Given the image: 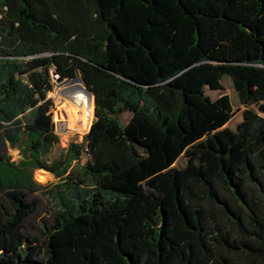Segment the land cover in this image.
I'll return each instance as SVG.
<instances>
[{
  "label": "trees",
  "instance_id": "obj_1",
  "mask_svg": "<svg viewBox=\"0 0 264 264\" xmlns=\"http://www.w3.org/2000/svg\"><path fill=\"white\" fill-rule=\"evenodd\" d=\"M53 70L81 78L93 121L49 161ZM223 73L242 104L261 96L242 148L177 168L225 107L205 93ZM0 141L26 152L0 156V264H264V0H0ZM28 191L54 207L42 247L20 232Z\"/></svg>",
  "mask_w": 264,
  "mask_h": 264
},
{
  "label": "rangeland",
  "instance_id": "obj_2",
  "mask_svg": "<svg viewBox=\"0 0 264 264\" xmlns=\"http://www.w3.org/2000/svg\"><path fill=\"white\" fill-rule=\"evenodd\" d=\"M226 72V71H224ZM65 78H63L64 80ZM76 83V82H75ZM221 89H209L205 87V93L211 99H221L224 102V109L217 115V118L210 129L209 135L204 136L193 146L187 148L178 157V161L173 165L177 168H183L187 164H193L195 170H201L205 173L211 172L213 169L214 158L211 155L208 157L203 156L201 151H209L210 147H223L227 148L230 144H234L233 136L239 123L242 120V114L245 108H255L256 104L260 102L261 96L258 93L252 97L247 104H242L239 99L240 92L235 88V84L231 76L227 73L221 74L220 77ZM69 84H63L55 80L52 76V90L48 92L47 96L52 99V108L50 110L52 114V120L54 122L55 133L58 136L59 142L50 150L48 157L49 161L54 158L60 157L71 142L80 143L83 140V135L89 130H76L67 125L66 120L61 117H56V111L58 109L67 110L70 108L65 99L60 97V90L68 87ZM84 86V85H83ZM85 87V86H84ZM62 96V95H61ZM227 98V99H226ZM92 114L88 120V127H90L93 121V98H92ZM71 110V109H70ZM130 113L124 111L120 114L119 118L122 124H124ZM24 145V144H23ZM234 148L237 153L241 150V145L234 144ZM0 156H7L10 161H18L19 159L26 157L25 148L10 146L6 141H0ZM84 160V157L82 158ZM32 179L37 183L48 187L55 184L58 179L53 174L43 168H36L31 173ZM154 179H148L142 183V189H149ZM26 202L34 203L33 212L28 214L22 220V227L20 232L30 239L35 238L36 244L40 247L43 246L45 241V229L53 224L54 207L49 198L42 195L39 191H28L25 193ZM0 203L3 207L11 212L12 205L10 200L0 191Z\"/></svg>",
  "mask_w": 264,
  "mask_h": 264
},
{
  "label": "bare ground",
  "instance_id": "obj_3",
  "mask_svg": "<svg viewBox=\"0 0 264 264\" xmlns=\"http://www.w3.org/2000/svg\"><path fill=\"white\" fill-rule=\"evenodd\" d=\"M60 97L65 99L70 108L67 110L66 106L65 109H58L56 117L58 119L63 117L67 125L73 129L87 130L88 120L92 114V97L89 96L83 83L80 80H74L68 87L60 90Z\"/></svg>",
  "mask_w": 264,
  "mask_h": 264
},
{
  "label": "water",
  "instance_id": "obj_4",
  "mask_svg": "<svg viewBox=\"0 0 264 264\" xmlns=\"http://www.w3.org/2000/svg\"><path fill=\"white\" fill-rule=\"evenodd\" d=\"M52 76H53V78H55V80H57V81H59L60 83H65V84H69V83H72V82H74V80H80L81 82H82V80H81V78L76 74V75H74V77H72V78H65L64 80H63V77L62 76H60L58 73H57V71L56 70H53L52 71ZM86 89V88H85ZM86 91L88 92V94H89V96H91L92 97V94L86 89ZM89 128V127H88Z\"/></svg>",
  "mask_w": 264,
  "mask_h": 264
},
{
  "label": "crops",
  "instance_id": "obj_5",
  "mask_svg": "<svg viewBox=\"0 0 264 264\" xmlns=\"http://www.w3.org/2000/svg\"><path fill=\"white\" fill-rule=\"evenodd\" d=\"M7 142V141H6ZM9 144V143H8ZM10 145V144H9ZM15 147H22V148H24V145L23 144H21V145H14ZM20 160V159H19ZM18 160V161H19ZM9 161H10V159H9ZM12 162H17V161H12Z\"/></svg>",
  "mask_w": 264,
  "mask_h": 264
}]
</instances>
